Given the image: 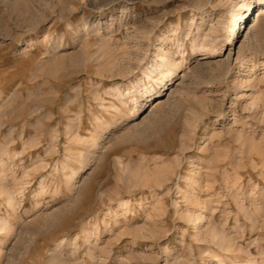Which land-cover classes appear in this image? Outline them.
Segmentation results:
<instances>
[{"label": "rangeland", "instance_id": "rangeland-1", "mask_svg": "<svg viewBox=\"0 0 264 264\" xmlns=\"http://www.w3.org/2000/svg\"><path fill=\"white\" fill-rule=\"evenodd\" d=\"M238 2L0 0V264H264V19L232 35Z\"/></svg>", "mask_w": 264, "mask_h": 264}, {"label": "bare ground", "instance_id": "bare-ground-1", "mask_svg": "<svg viewBox=\"0 0 264 264\" xmlns=\"http://www.w3.org/2000/svg\"><path fill=\"white\" fill-rule=\"evenodd\" d=\"M248 1L249 0H240V2L237 3L236 10L232 12V23L229 26V30L232 33V35H235L236 32L239 33L241 31L242 25L247 20H249L251 18V16H253V15L255 16V14H256L258 16V19H264V0H254V2L258 6V8L256 10H253L255 5L249 3ZM211 55H212V48H210V47L208 48L207 47L205 52H204V56L208 57V56H211ZM158 57L160 59L159 61H162V63L157 64L155 67H153V69H151L152 71H149V74H152L153 70H157V79L160 82H163L162 84H163L164 88H170L169 85L172 83L173 75L177 71V67H176L177 65H176L175 61L173 60L172 55L164 56L163 54H159ZM158 67H159V69H158ZM147 76L150 77V75H147ZM165 76H168V78L166 80L167 82L163 81V78ZM137 93H138V97L139 98H143L145 96H148V92H146V87H143L142 89H139L137 91ZM155 93H159L158 97H157V99H159L162 96L163 90L160 91V92H155ZM134 99H135L134 97L131 98V99H130V97H123V99H122L123 103L122 104H126L127 101L134 100ZM155 171L154 170L152 171V173L154 175L156 173ZM154 180L158 181L159 178L155 177ZM5 202H7V203H5L7 208L8 207H12L13 204L15 203V196H12V195L10 196L9 195V197L7 198V200ZM119 205L124 207V206L127 205V201L123 200V201L120 202ZM177 206H178V204H176V207ZM187 217H188L189 220L190 219H192L193 221L194 220L195 221L198 220L200 222H201V218H202L200 215L198 217H195V216L191 217V214L187 215ZM0 223H3V222H0ZM0 225H1V227H0V230H1L3 224H0ZM216 243H217V241H216Z\"/></svg>", "mask_w": 264, "mask_h": 264}]
</instances>
